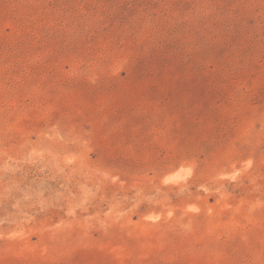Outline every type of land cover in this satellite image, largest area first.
Wrapping results in <instances>:
<instances>
[{"label": "rangeland", "instance_id": "1", "mask_svg": "<svg viewBox=\"0 0 264 264\" xmlns=\"http://www.w3.org/2000/svg\"><path fill=\"white\" fill-rule=\"evenodd\" d=\"M0 264H264V0H0Z\"/></svg>", "mask_w": 264, "mask_h": 264}]
</instances>
